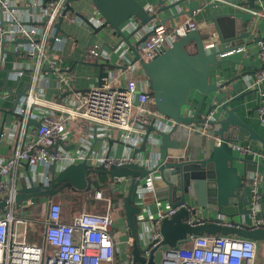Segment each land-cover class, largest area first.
Segmentation results:
<instances>
[{"label":"built area","instance_id":"obj_1","mask_svg":"<svg viewBox=\"0 0 264 264\" xmlns=\"http://www.w3.org/2000/svg\"><path fill=\"white\" fill-rule=\"evenodd\" d=\"M208 1L223 2L240 11L264 17L261 11L251 9L248 0H239L243 2L242 5L231 0ZM67 2L68 0H0V51L2 41L5 40L4 47L12 44V50L17 56L8 72L9 77L17 78L27 71L31 73V83L26 94L14 110L18 119L9 127V139H5V142L14 146L13 153L8 158L0 155V193L6 190V208H10V211L0 217V264H113L118 244L112 234L114 216L111 200L105 198L101 189H95L94 197L97 200H107L106 211H82L73 215L69 222L64 219L63 204L51 200L44 222V244L38 245L28 240L31 219L14 214L17 176L19 172L25 175L26 170L36 184L49 185L54 166L57 171H61L71 164L85 160L105 167L133 163L152 168L157 162L153 154H134V151L145 141L148 126L154 119L156 122L153 125L157 129H162L163 126L164 131H169L172 127L162 122L165 115L153 107L149 79L129 77V72L139 64H131V59L124 54L122 58L128 63L127 68H110L102 75L101 84L85 91H72V77L61 66V57L54 54L51 42L55 38V44H58L55 50H59L67 40L66 37H60V33L55 36L56 24L67 8ZM69 15L67 12L63 17L83 20L74 14L73 17ZM88 23L93 29H98L104 26L105 21L101 16H89ZM198 30L199 24L192 18L178 23L171 30L159 25L141 49V56L146 61L153 60L175 41ZM18 40L21 41L17 43ZM212 40L214 37L206 40L207 49L212 47ZM257 45L259 59L264 64V41H259ZM243 50L244 47L230 49L220 56L227 57ZM88 51L91 58L96 60L110 59V54L99 43H92ZM6 54L1 53L0 66L4 64ZM49 72L54 73L59 91H72L62 103L56 104L43 98ZM247 80L250 89L259 90V85L264 82V69L257 71L254 77L248 76ZM259 92L261 104L257 114L264 124V92ZM77 120L94 124L95 137L107 135L114 140V144L111 147L108 144L109 149L105 147L93 152L90 140L80 138L78 147L66 150L69 126ZM31 121H41V124L32 125ZM153 134L152 132L148 136L147 151L153 144H160V140ZM59 142L61 145L55 148ZM118 144L124 145V150L121 153L116 152L117 150L111 153L112 148ZM230 145L241 156L264 161V149L257 150L240 142ZM28 179L30 183L29 176ZM248 180L251 194L248 216L252 220L250 225L264 227L261 204L263 179L259 171H252L248 174ZM138 192L143 194L141 189ZM180 207L166 205L158 209L156 216L150 211L149 218L140 215L145 231V234L144 231L140 234V239L149 232L144 242H152L153 248L162 245L164 237L160 231L161 222L173 216ZM248 218L243 217L241 220L247 223ZM153 222L154 228L150 225ZM186 222L194 225L192 218ZM223 224L231 226L229 219H225ZM133 241L134 239L129 242L131 246ZM189 241V247L179 245L163 251L160 264H255L259 253L258 241L237 235L202 234L191 236ZM262 255L264 257V246Z\"/></svg>","mask_w":264,"mask_h":264},{"label":"water","instance_id":"obj_2","mask_svg":"<svg viewBox=\"0 0 264 264\" xmlns=\"http://www.w3.org/2000/svg\"><path fill=\"white\" fill-rule=\"evenodd\" d=\"M79 1L81 0H68L63 16L69 12L88 22V17L72 5V2ZM91 1L95 10L104 19V26H110L111 36L117 35L120 38L114 46L108 47L113 51L123 47L124 55L131 59V64L138 62L150 81V94L156 109L166 117L162 122L172 127L169 131H164L163 126L162 129H157L153 125L156 122L154 119L148 126L145 141L134 151V154L138 152L153 154L157 162L152 168L133 163L105 167L85 160L71 164L61 171H57L54 166L49 185L36 184L29 173V185L17 188L14 197L16 206L22 209L21 214H24L23 208L29 202L35 203L40 198L51 201L65 190L90 191L96 187L92 175H109L112 181L125 179L128 183L127 193L122 199L126 216L123 227L128 229L134 241L120 261L121 264L127 262L129 264H160L163 251L187 243L191 236L202 234L237 235L258 242L264 241V227H256L243 220L237 221L235 214L224 210V207L237 205L242 201L244 208L240 217H248L250 214L251 194L247 191L248 173L257 171L259 165L264 167V162L241 156L230 144L241 143L248 139L259 141L264 147V136L255 128V116L261 104L260 92L258 89H250L233 96L239 84L231 88L229 81L223 83L210 81V66H219L233 61L220 59L221 53L235 49L236 46L233 43L241 39L247 45L264 41L262 30H259L256 37L251 38L249 22H254L256 15L246 11L220 12L211 17L215 21L214 28L219 45L212 40V47L207 49L206 40L214 35L204 36L200 31H196L175 41L153 60L146 61L141 56V49L150 35L155 33L157 26L165 25L167 21L183 15L193 16L202 8L227 6V4L206 3L207 0H199L202 1V5L194 6L195 0H156L151 8H146L138 0ZM231 1L239 5L243 4L239 0ZM186 2H188V8L177 11ZM258 2L262 0H248V5L258 12L261 11L256 7ZM167 12L171 14L161 18L157 23L162 14ZM63 16L56 24L55 36L65 33L62 28L65 20ZM94 35L88 46L92 44ZM20 41L18 40L17 43ZM51 42L55 43V38H52ZM4 44L5 40L2 41V55L5 53ZM258 54L257 51L256 55ZM97 65L101 68L99 77V84H101L104 66L102 63ZM253 65L254 69L250 73L242 74L244 78L253 76L257 71L264 69V64L258 67L256 60H253ZM118 67L125 69L128 63L125 62L123 66ZM194 91L196 93L193 96L199 94L197 103L191 100V94ZM25 94L26 91L21 95ZM247 96H251V99L256 101V105L250 109L249 122L238 113V110L245 109L246 104L233 106L235 102H240ZM204 103H207V107L204 112H201ZM0 111L4 110L0 109ZM9 112L15 114L14 110ZM5 119L6 115L3 127ZM32 123L39 126L41 121H32ZM191 124L197 125L199 130L196 134L202 136V155L195 158L171 156L170 149L181 146V141L175 140L173 135L180 127ZM152 132L160 140V144H153L147 151L149 147L147 139ZM98 141H108L110 147L114 144V140L109 139L107 135L96 136L95 143ZM59 145H61L60 142L55 145V148ZM72 148L74 147L65 146L66 150ZM240 164L243 165L242 173ZM261 177L264 178V173H261ZM154 180L160 182L155 183ZM140 189L143 191L142 195L138 192ZM7 198V195H0V207L4 211L7 210ZM163 203H167L172 208L181 207L173 216L162 220L160 231L164 239L162 245L153 248L152 242H143L140 239L144 228L139 216L146 210L150 211V207L154 205L166 206ZM191 218L194 219V225L186 222ZM225 219H229L231 226L223 224Z\"/></svg>","mask_w":264,"mask_h":264},{"label":"crops","instance_id":"obj_3","mask_svg":"<svg viewBox=\"0 0 264 264\" xmlns=\"http://www.w3.org/2000/svg\"><path fill=\"white\" fill-rule=\"evenodd\" d=\"M143 6L146 8H151V5L156 3V0H138ZM206 3H210L208 0ZM72 5L76 8L77 11L89 16H101L97 10H95L91 0H81L79 2H72ZM202 5V1L195 0L194 6ZM257 9H261V13L264 14V0L262 2L257 3ZM188 8V2L184 3L180 6L177 11L186 10ZM240 12L239 9L235 8L234 6L227 4V6H211L208 8H202L197 10L193 16L190 15H183L178 18L169 20L166 22L164 27L167 30H171L175 25L178 23L192 18L199 24V30L204 36L211 34L214 35V41L216 44L219 43L217 38V34L215 32V21L211 19L212 16L223 12ZM171 12H167L162 14L159 20L156 22L159 23L161 18H165L166 16L170 15ZM70 17H73V14L70 13ZM208 18V19H207ZM210 18V19H209ZM83 20H78L74 18V20L65 19L62 28L65 33H60V37H66V42L63 43L61 49L55 50L58 44H53V52L55 55L61 57V66L64 69H67L68 73L71 75V88L72 91H85L91 88L94 85L99 84V77H100V66L97 63L103 64V70L106 72L108 69H123L118 66H123L125 64L123 60V54L125 49L119 48L117 51L110 50L108 46H114L120 38L115 35L111 36V28L110 26L106 25L101 28L93 29L91 25L84 18ZM222 24V23H220ZM224 25V24H223ZM226 26V25H225ZM251 38H254L258 35L259 30L264 32V17L256 16V20L254 22H249ZM151 28V27H150ZM96 30V33H95ZM95 33V35H94ZM92 43H99L103 46L105 52L110 54V59L106 60L101 58L100 60H96L91 58L89 54V47L88 46L90 39H92ZM234 46L235 48L244 47V50L241 52H234L233 54L227 57H221L220 59H231L233 61L223 63L219 66H210V81L223 83L226 81L230 82V87L232 88L234 85L239 84V87L235 91L233 96H237L247 90H250L249 87V80L248 77L244 78L242 76L243 73H250L254 69L253 60L257 61L258 67L262 65L259 56L256 55L258 51V43L247 45L244 40L241 39L237 41ZM105 45V46H104ZM219 45V44H218ZM221 47V45H220ZM13 45L7 44L4 47L6 56L4 59V64L0 66V109L4 111H0V155L8 158L12 155L14 146L5 142L6 137H8L9 127H11L15 121H17L18 116L15 114L10 113L9 111L15 110L16 105L23 99V95H21L24 91H26L31 83V73L27 71L23 75L17 78L9 77L8 72L10 71L13 62L16 60L17 56L13 52ZM2 51V49H1ZM0 51V52H1ZM2 53V52H1ZM0 53V59L2 55ZM99 61V62H98ZM238 61L239 63L237 64ZM49 77L48 84L45 88V94L43 98L48 100L49 102L54 103H62L64 99L68 97L72 91L61 92L58 90L56 85V77L53 72H49L47 74ZM255 75H253L254 77ZM129 77H135L138 80L144 79L146 75L143 73L142 68L138 65L135 67L131 72H129ZM125 81H123V84ZM259 90L264 92V82L259 85ZM196 91L192 92L191 100L194 103H197L199 99V94L193 96ZM21 95V97H20ZM241 103H245V109L238 110V113L243 117V119L247 122L250 121V109L256 105V101L251 99V96H247L243 98L240 102H235L233 106L240 105ZM207 107V103H204L202 106L201 112H204ZM6 112V113H5ZM190 113L191 110H190ZM6 115L5 125L3 127V120L4 116ZM31 124L34 125L31 121ZM3 128V131H2ZM86 128V130H85ZM255 128L256 130L264 136V124L261 123L259 120L258 114L256 113L255 116ZM95 130L96 126L84 120H77L73 122L69 126V140L67 146H73L74 148L79 146L80 138H86L90 140L91 148H93V152H98L107 147L109 149V142L108 141H98L95 143ZM199 128L197 125L191 124L188 126L180 127L177 132L173 135L175 140L181 141L180 148L177 149H170V155L173 157H200L201 153V146H202V136L197 135ZM201 130V129H200ZM2 132V134H1ZM243 145H249L254 149L263 150L264 147L261 142L255 140H248L241 141ZM116 152L121 153L124 150V145L118 144L114 146L111 150V153ZM238 153V152H237ZM251 158V157H249ZM252 159V158H251ZM264 162V161H263ZM243 171V165L240 164V172ZM259 173H264V167L262 165L258 166ZM25 175H21L19 172L16 184L17 187H23L25 185H29L28 173L26 170L24 171ZM249 174V173H248ZM106 176V182L98 176L95 180L99 179L96 183L100 188H94L90 191H71L65 190L61 194L55 196L53 199L55 201H60L62 204L63 202L66 203V208L64 207V219L69 222L71 217L79 212L82 211H91V212H100L104 207H107V200H97L94 197V190L101 189L106 199L111 200V208L114 216V223L112 226V232L115 228L119 227L121 231L120 241L117 244V251H116V258L113 264H121L120 261L125 257L126 252L131 248L129 244L130 241L133 240V237L129 234L127 228H124V224L126 222L125 211L122 207V199L124 198L125 194L127 193V181L125 179H117L116 181H112L109 175ZM94 180V181H95ZM95 184V183H94ZM111 188V194L108 195L105 192V188ZM247 191L250 192V187H247ZM8 192V191H7ZM261 192H262V216L264 217V178L261 185ZM6 190L1 192V196H5ZM50 201L46 198H40L35 203L29 202L27 206L23 208L24 214H21L22 209H19L16 204L13 207L14 214L17 217L20 216H27L31 219V226L29 227V235L28 240L32 243H36L38 245L44 244V222L48 215V207ZM79 203V204H78ZM78 204V205H77ZM163 205H167V203H163ZM161 206V205H160ZM158 205L150 207L151 214L155 215L160 208ZM165 207V206H163ZM244 206L242 201H240L237 205H229L224 207V210L228 213L235 214V219L237 221H241L240 213L242 212ZM10 211V208L7 211H4L0 207V217H2L6 212ZM144 218H149L148 210H146L143 214ZM248 218V217H247ZM152 223V220H151ZM247 223L251 224V218L247 219ZM154 228V222L153 224ZM148 233L146 236L141 237V240L144 242L148 238ZM145 234V231L144 233ZM190 241L185 244H182L184 247L190 246ZM102 264H112L103 262ZM255 264H264V257L258 253V257L256 259Z\"/></svg>","mask_w":264,"mask_h":264},{"label":"rangeland","instance_id":"obj_4","mask_svg":"<svg viewBox=\"0 0 264 264\" xmlns=\"http://www.w3.org/2000/svg\"><path fill=\"white\" fill-rule=\"evenodd\" d=\"M86 130V128H85ZM100 176L102 179H103V175H92V178H93V181L98 177ZM99 179L95 180V181H98ZM155 181V180H154ZM160 181H155V183H158ZM65 208H66V203L63 202ZM79 204V203H78ZM77 204V205H78ZM113 236H114V239L116 242H119L120 241V235H121V231L119 229V227L115 228L114 231L112 232ZM259 243V253L260 255L262 256V250H263V246H264V241H261V242H258Z\"/></svg>","mask_w":264,"mask_h":264},{"label":"trees","instance_id":"obj_5","mask_svg":"<svg viewBox=\"0 0 264 264\" xmlns=\"http://www.w3.org/2000/svg\"><path fill=\"white\" fill-rule=\"evenodd\" d=\"M153 107L155 108V104L153 103ZM103 177V182H106L107 180H106V176L105 175H103L102 176ZM97 181H94V183H95V185H96V188H100L99 186H98V184L96 183ZM107 187V186H106ZM95 191V190H94ZM105 192L108 194V195H110L111 194V188L110 187H107V188H105ZM106 211V208L104 207V209H102L101 211H100V213H104Z\"/></svg>","mask_w":264,"mask_h":264}]
</instances>
